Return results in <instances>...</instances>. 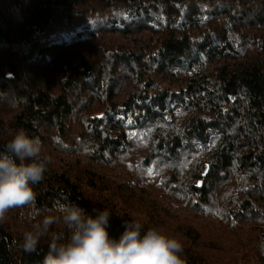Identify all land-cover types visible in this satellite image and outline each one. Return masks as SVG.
I'll use <instances>...</instances> for the list:
<instances>
[{
  "label": "trees",
  "instance_id": "obj_1",
  "mask_svg": "<svg viewBox=\"0 0 264 264\" xmlns=\"http://www.w3.org/2000/svg\"><path fill=\"white\" fill-rule=\"evenodd\" d=\"M0 104V151L23 129L48 160L35 209L0 222V264H42L64 230L32 254L22 235L64 202L109 210L114 237L137 220L186 264H215L198 228L93 171L130 161L228 229L237 254L218 264H264V0H0Z\"/></svg>",
  "mask_w": 264,
  "mask_h": 264
},
{
  "label": "clouds",
  "instance_id": "obj_2",
  "mask_svg": "<svg viewBox=\"0 0 264 264\" xmlns=\"http://www.w3.org/2000/svg\"><path fill=\"white\" fill-rule=\"evenodd\" d=\"M18 103L15 98L10 101L13 107ZM42 152L39 137H30L23 129L0 151V222L10 210L35 209L34 186L48 168ZM111 215L107 209L89 213L75 202L59 203L23 233L20 246L27 254L35 253L43 237L53 228H62L51 237L42 264H186L179 240L155 228L142 231L137 220L125 222L114 237L109 231Z\"/></svg>",
  "mask_w": 264,
  "mask_h": 264
},
{
  "label": "rangeland",
  "instance_id": "obj_3",
  "mask_svg": "<svg viewBox=\"0 0 264 264\" xmlns=\"http://www.w3.org/2000/svg\"><path fill=\"white\" fill-rule=\"evenodd\" d=\"M108 36H117V35H108ZM1 105V104H0ZM6 105V103H5ZM11 105V104H8ZM6 105V107L8 106ZM10 108V106L8 107ZM12 109H8L5 115L7 117L10 115ZM14 111V110H13ZM46 152H52L54 154L53 160L57 164H62L61 162H72L75 158L73 154H68L67 152H58L53 151L52 148H47ZM134 160H138L137 158ZM133 163V164H130ZM99 165L97 169L93 168V171L98 173L97 175L102 176L107 179L109 184L119 185L120 182H123L122 185L125 187L129 186L132 189L135 197H140L142 201L146 202V200H151L157 203L158 205L163 206L167 209L166 221L177 220L180 223H185L188 225H192L198 228L203 236L201 237L200 242L202 244H211L215 249L205 250L206 255L210 258L211 262H215L218 264L222 261H229L237 254L235 249L229 248L230 240L235 239L232 236L228 235V229L211 225L207 222L208 217L203 214H196L195 212L189 210L187 208L185 201L180 200L181 197L177 196V198H173L170 200L165 194L159 191V181H155L150 184L149 177L142 176L141 173L138 172V168L134 161H130L129 164H126V168L123 164H114L113 166H102ZM84 167V168H83ZM86 166L80 164V169H86ZM89 169V168H88ZM130 178V180H128ZM128 181H125V180ZM125 181V182H124ZM128 183V184H127ZM83 189L86 192H89L88 189L84 186ZM91 193V191H90ZM98 195L106 194L97 192ZM146 196H149L147 198ZM145 199V200H144ZM169 202V203H167ZM170 204V209L167 206ZM136 215L141 218L143 217L141 214L136 213ZM222 238V240H221ZM224 247H223V246ZM211 254V255H210ZM218 255V256H217ZM213 258H217L216 261L212 260ZM225 261V262H226Z\"/></svg>",
  "mask_w": 264,
  "mask_h": 264
}]
</instances>
